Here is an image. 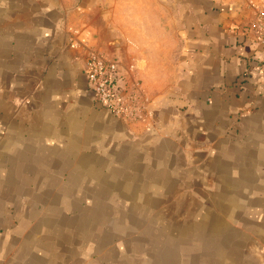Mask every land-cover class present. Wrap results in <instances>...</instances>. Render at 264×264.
Returning a JSON list of instances; mask_svg holds the SVG:
<instances>
[{
    "label": "crops",
    "instance_id": "0c3cea01",
    "mask_svg": "<svg viewBox=\"0 0 264 264\" xmlns=\"http://www.w3.org/2000/svg\"><path fill=\"white\" fill-rule=\"evenodd\" d=\"M248 2L176 0L170 57L168 29L127 28L169 24L167 3L138 17V0H0V264H264ZM90 51L161 74L141 120L96 104Z\"/></svg>",
    "mask_w": 264,
    "mask_h": 264
},
{
    "label": "built area",
    "instance_id": "2783aa9c",
    "mask_svg": "<svg viewBox=\"0 0 264 264\" xmlns=\"http://www.w3.org/2000/svg\"><path fill=\"white\" fill-rule=\"evenodd\" d=\"M255 14L254 21L246 29L262 48L256 70L264 84V10ZM86 81L88 90L100 107L125 121L135 122L143 118L145 107L139 84L122 75L115 58L90 51L86 63Z\"/></svg>",
    "mask_w": 264,
    "mask_h": 264
},
{
    "label": "rangeland",
    "instance_id": "374dc122",
    "mask_svg": "<svg viewBox=\"0 0 264 264\" xmlns=\"http://www.w3.org/2000/svg\"><path fill=\"white\" fill-rule=\"evenodd\" d=\"M140 1V4L142 5V7L144 6V8L146 7L147 9H134V12H136V16H142L143 13L147 12V16H152V17H156L157 15H155V13L153 11H149L148 8H153L152 6H158L160 3H167V5H163L165 7H167V14L169 16L168 21L169 24H163L162 26L159 25L158 23V19L157 18H153L152 20V24H148V25H140V26H127V28L130 30H132V32L134 33H138L141 32L140 28H143V34H145L147 37V39H154V40H159L157 37L160 35L161 33V29L163 31V34L165 32V29H168V33H169V41H164V44L168 45V48H170V52L169 55L170 57H172V55L174 54L175 50H174V39L176 38V35L178 36V31H177V26H176V12H175V3L176 0H138ZM248 5L252 6V9L255 11V13H257L259 10H264V0H249ZM147 10V11H145ZM163 11H165L163 9ZM134 28V29H133ZM139 29V31H137V29ZM146 42H138L139 46L142 44L145 45V51L147 50H151L148 47L149 43H153V45L159 44L161 43L160 41H147ZM153 41V42H152ZM171 61V60H170ZM147 75V74H146ZM149 77H154V79L152 80H147L145 79V75L143 74V77L141 75H138L137 73H128V75H126V77L133 82H136L139 84V87L141 89L142 95L144 97V87H143V80L149 81L153 84V86H157L158 84H161L162 82V77L160 73L157 74H153V73H148ZM153 90L157 89V88H152Z\"/></svg>",
    "mask_w": 264,
    "mask_h": 264
}]
</instances>
